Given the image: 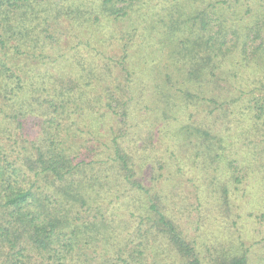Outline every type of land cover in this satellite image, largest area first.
Returning a JSON list of instances; mask_svg holds the SVG:
<instances>
[{
	"label": "trees",
	"instance_id": "1",
	"mask_svg": "<svg viewBox=\"0 0 264 264\" xmlns=\"http://www.w3.org/2000/svg\"><path fill=\"white\" fill-rule=\"evenodd\" d=\"M182 1L0 0V264H249L200 251L166 186L192 163L198 228L240 216L264 0Z\"/></svg>",
	"mask_w": 264,
	"mask_h": 264
},
{
	"label": "rangeland",
	"instance_id": "2",
	"mask_svg": "<svg viewBox=\"0 0 264 264\" xmlns=\"http://www.w3.org/2000/svg\"><path fill=\"white\" fill-rule=\"evenodd\" d=\"M185 4L186 0L180 3L181 6H185ZM254 121V119L249 120L244 116L238 124L241 129L248 131L247 136H243L245 137L244 142L238 143V147L244 144L243 148L235 150L233 156L238 161L235 166L238 167L239 174L243 176L242 182L235 183L226 175H223L221 179L228 188V194L231 192V196L235 199L233 210L238 211L240 215L238 218L235 216L226 218L223 215L217 221L207 222L198 228L197 211L191 207V200L187 198V196L192 197L194 195L195 188L198 190L200 183L196 179L199 176L198 167L192 163H181L185 166L187 164L186 175L183 177L174 176V182L170 181L171 186L168 184L166 191L171 189L172 194L177 195L174 198V201H177V213L182 224L184 223L185 232L190 238H195L200 251H205L202 247L206 244L210 248V253L215 254L213 247H219V244H215V242L232 246V244L241 241L244 244L243 247L249 249V264H264L262 262L264 257V121L258 125L253 124ZM34 126L35 121H28L25 128L32 133L35 130ZM232 128V132L237 131L234 125ZM247 145L249 147H246ZM258 152H261L262 159L259 160L258 156L256 160H252V157L255 158ZM229 171L226 172L224 168L225 174H228ZM183 197L184 205L187 210H191V214H185L184 209H181L180 203ZM201 202L204 204V200ZM210 253H201L204 261H209Z\"/></svg>",
	"mask_w": 264,
	"mask_h": 264
}]
</instances>
